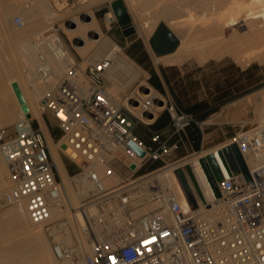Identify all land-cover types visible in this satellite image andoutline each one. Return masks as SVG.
<instances>
[{
	"label": "built area",
	"instance_id": "obj_1",
	"mask_svg": "<svg viewBox=\"0 0 264 264\" xmlns=\"http://www.w3.org/2000/svg\"><path fill=\"white\" fill-rule=\"evenodd\" d=\"M107 20L112 26L117 17L107 13ZM14 23L18 28L26 25L21 15L14 17ZM49 31L34 43L39 72L49 86L41 110L62 130L59 151L77 165L69 175L81 203L77 208L72 205L45 131L27 114L20 116L12 133L0 127V164L7 165L10 176L3 201L46 230L54 257L62 264H264V126L258 124L231 140L243 155L250 179L243 172L225 174L219 201L213 202L200 188L205 204L199 203L190 186L199 205L193 207L185 193L190 204L186 208L181 197L156 177L162 168L182 159L171 160L178 142L154 133L146 143L135 132L139 124L153 122L143 113L145 106L152 110L150 101H143L140 114L134 110L144 88L137 85L123 99L112 94L113 55L92 60L85 68L75 61L62 75L55 74L45 51L58 59L71 51L57 30ZM73 39L71 45L78 51L75 43L80 41ZM166 99L172 135L186 134L194 122L203 131L204 122ZM153 100L161 99L153 96ZM132 141L145 156L129 147ZM116 161L129 176L119 171ZM155 162L161 165L134 177ZM99 163L105 165L103 174L95 168ZM109 177L115 178L110 186ZM85 181L90 185L83 196ZM57 206L71 217L80 213L77 232L66 216L54 218Z\"/></svg>",
	"mask_w": 264,
	"mask_h": 264
},
{
	"label": "bare ground",
	"instance_id": "obj_2",
	"mask_svg": "<svg viewBox=\"0 0 264 264\" xmlns=\"http://www.w3.org/2000/svg\"><path fill=\"white\" fill-rule=\"evenodd\" d=\"M0 1V35L5 41L4 44H0V49L9 51L8 68L7 65L0 66V127L15 124L23 114L38 119L45 131L55 163L66 183L72 205L77 208L81 203V197L77 195L71 184L70 175L59 151V143L51 136L41 110V99L46 95L49 86L39 72L40 60L34 46L35 40L54 25L58 11L47 0H32L29 4L27 2L26 5L21 4L18 9L13 8L8 0ZM131 7L139 15L142 29L149 36L157 29L162 18L167 19L172 28L179 29L185 24L189 26L188 33L183 42L180 41L178 48L170 54L157 57L155 59L157 62L167 65L176 64L182 62L186 55L189 57L192 54L193 56L198 54L200 60L229 54L240 63H248L255 59L264 61V0H131ZM18 12H21L26 25L15 32L11 29L10 22ZM109 15H114L113 11H110ZM183 17L189 19L184 20ZM98 20L94 12L88 11L84 18L76 17L70 25H64V29L70 38L80 41L75 43V47L84 57L97 48L88 56L89 61L104 56L115 57L114 67L110 73V80L113 83L111 92L119 99L120 91L126 90L139 79L142 72L118 43L105 37ZM229 31H231L230 36H228ZM45 53L57 75H62L76 61L71 52L63 59L56 58L49 51ZM85 64H82L83 68ZM13 83H17L21 90L28 107L26 112L17 97ZM141 86L144 90H139L140 96L137 98L134 110L140 114L143 101H150L152 110L147 119L152 121L156 118L157 111L166 107L167 99L148 81H142ZM256 93L249 94L247 98L253 99ZM260 93L262 102L257 106L255 120L259 125L264 126V89ZM153 96L160 98L161 103L154 101ZM11 101L15 103L14 108L10 106ZM238 104L241 105V102L239 101ZM218 149L220 148L186 156L177 163L162 168L156 173V177L163 186L178 194L183 205L189 208L185 191L173 171L190 165L194 180L201 186L206 197L211 198L213 202L219 201L220 197L200 161L202 156L217 153ZM122 155L127 156L128 153L123 151ZM95 168L101 174L105 172V165L102 163ZM114 183V177L107 178L108 186ZM9 185V169L6 164L1 163L0 203H3V195ZM89 185V182L85 181L83 196L87 194ZM53 216L54 218L66 216L73 232H77L78 225L82 221L78 211L74 217H71L59 206L53 208ZM45 231L42 226L31 223L19 208L10 207L0 221V264H54V259L58 260L53 255L52 245L45 236ZM71 232L68 234L69 239Z\"/></svg>",
	"mask_w": 264,
	"mask_h": 264
},
{
	"label": "rangeland",
	"instance_id": "obj_3",
	"mask_svg": "<svg viewBox=\"0 0 264 264\" xmlns=\"http://www.w3.org/2000/svg\"><path fill=\"white\" fill-rule=\"evenodd\" d=\"M47 1L58 11L57 19L55 20L54 25L49 29V32L57 30L63 36L76 62L80 63L81 66L83 63H86V67L90 63L88 56L93 54L97 48H95L88 56L84 57L79 51L72 47L71 40L74 39L70 38L69 34L64 29V25H70L72 20H74L76 17L81 16L84 18L86 12L92 11L96 15L97 19H99L98 21L105 34V37H108L113 42L118 43L122 47L123 52L129 56V58L141 70V77L135 80L126 90L120 91L119 99H123L131 91H134L137 85H141L142 81H148L151 83L149 81L151 72L148 67H155L159 70L162 66H169V74L174 81L176 91L182 95L185 93L187 94V97H185L186 104L197 101H207L209 107L216 109V111L210 114L206 119L202 120V122H204L203 137L198 150L194 147V144L191 141L186 139L185 134L172 135L171 130L165 133L166 138L171 136V142H178V147L171 156V160L176 161L194 153H207L217 147L223 148L230 144L231 140L240 132L258 125L255 119L257 114V106L262 102L260 91L264 89V61L255 59L248 63H240V61H237L234 56L229 54L221 57H209L205 60H200L198 54H194V56L192 54L189 55V57L186 55L183 61L180 63L167 65L155 60L157 58L154 52L155 45L157 44V39L154 37L155 31L150 36L146 31V33L144 32L142 29V20L140 17H138L139 15L135 12V10L132 9L131 0H123L127 6V11L129 12L131 18V25L136 29V32L129 36L124 35L123 31L125 28L120 25L118 19L117 22H115L112 26L109 25L107 20V13L110 11H113L114 13L112 2L115 0H100L98 3L95 2L96 0ZM8 2L11 3L10 5H12L13 8L18 9V7L20 8L21 4H29L32 2V0H8ZM15 15L17 16L22 14L21 12H18ZM183 19L186 20L189 19V17H183ZM160 23H165L167 26H169V21L165 18H162L159 21V24ZM10 24L13 31L20 29L15 25L14 18ZM186 25L187 24L180 26L179 29L178 27L172 28L169 26L181 42H183L188 33L189 26L187 25L186 27ZM40 27H42V25ZM119 35H121V38ZM230 35L231 31L228 33V36ZM133 39H136V42L132 44L130 42ZM1 43L4 44L5 41L0 35V44ZM129 51H132V53H134L136 56L133 57ZM8 57L9 51L6 49H0L1 67L7 65L6 67L8 68ZM139 60H142L143 62H140ZM112 85L113 83L110 82V91ZM256 86L257 88L251 90L245 95L230 101H226L228 96H234L241 91L250 90ZM252 93H256L254 98L248 99L247 96ZM163 94L168 98V100L174 101V97L170 88L167 89V93ZM239 101L241 102V105L238 104ZM13 103L14 102L11 101L10 106L14 108L15 103ZM159 110L160 111L158 112V115L165 109L163 108ZM43 116L48 124V119H51L53 122V131L55 133L54 140L59 143V140L62 136V130L50 114L45 113ZM33 124L34 126H39V121L37 118L33 119ZM4 128H7L8 132L12 133L14 131V123L6 124ZM138 128L147 138L148 132L145 130V126L140 125ZM61 155L66 164L68 173L72 174L76 172L78 170L77 165L64 154L61 153ZM114 164L117 165V167H120L121 170L126 173V176H129L130 172L124 166H122L120 162L116 161ZM154 164H149L148 166L142 168L135 174L134 177L147 173L149 170L153 169L151 166H154ZM160 165L161 164H159V166ZM178 169H182V167ZM173 173L181 184L176 171H173ZM185 177L189 179L186 172ZM197 185L199 188H201L199 184ZM2 202L3 203H0V221L4 218L5 212L10 209V207L12 208V205L6 204L3 200ZM45 236L52 245L51 237L46 231ZM54 264L62 263L60 261H55L54 259Z\"/></svg>",
	"mask_w": 264,
	"mask_h": 264
},
{
	"label": "water",
	"instance_id": "obj_4",
	"mask_svg": "<svg viewBox=\"0 0 264 264\" xmlns=\"http://www.w3.org/2000/svg\"><path fill=\"white\" fill-rule=\"evenodd\" d=\"M112 8L117 19L119 20L120 25L125 28L123 31L124 35L129 36L135 33L136 29L131 25V18L129 12L127 11V6L125 5V2L123 0H115L112 2ZM154 37L157 39V44L154 48V52L157 57L174 52L180 44V39L165 23H160L158 25L157 29L154 32ZM13 87L19 101L22 104L23 110L25 112L28 111V107L25 103V100L18 84L13 83ZM132 94L133 91L129 93V95ZM159 102L161 103V100H159ZM143 113L144 116L149 117L150 109L145 106ZM27 115L28 117H30L29 114ZM156 118L153 120V122L156 120ZM63 147L65 148L66 145H63ZM129 147L135 150L139 154V156L143 157L146 154L145 150L133 141L129 143ZM200 161L203 164L204 169L218 197L221 196L219 183L224 180L225 174L227 176H232L233 172H243L246 178L250 179V173L244 161L243 155L240 153L238 145L235 142L218 149L217 153H208L207 155L202 156L200 158ZM131 168L135 169L136 164L132 163ZM185 172L188 175L189 179L185 177ZM176 174L181 181L182 187L188 197L190 204L193 207L198 206L199 203L205 204V199L201 193V189L196 184L190 167L185 166L182 169H177ZM190 186L195 190V192L199 196V203L192 198Z\"/></svg>",
	"mask_w": 264,
	"mask_h": 264
},
{
	"label": "trees",
	"instance_id": "obj_5",
	"mask_svg": "<svg viewBox=\"0 0 264 264\" xmlns=\"http://www.w3.org/2000/svg\"><path fill=\"white\" fill-rule=\"evenodd\" d=\"M129 53L135 57L136 55L134 53H132V51H129ZM140 62H143L142 60H139ZM150 72H151V77L149 78V81L151 82V84L158 89L161 92H165V87L162 83V80L160 79L159 75L151 68L148 67ZM169 70V68H162V73L163 76L173 94L174 97V103L175 105L178 107V109L180 111L192 114L195 118V120L197 121H202L204 119H206L210 114H212L214 111H216V109L209 107V104L207 101H197L194 103H185V97H187V94L185 93L184 95L178 93L176 91V87L175 84L172 85V77L170 76V74H168L166 71ZM257 88L254 87L250 90H246V91H241L240 93L235 94L234 96L230 95L226 98V101H230L232 99L235 98H239L243 95H245L246 93L250 92L251 90ZM171 123H172V119L170 116V113L167 110H164L163 112H161L158 117L156 118V120L154 122H152L149 125H144V124H139L136 129L142 125L145 126V130H147V138L142 134L141 136L137 135L146 143H150L151 142V135L154 133H162L165 129L171 127ZM135 129V132H136ZM186 139H189V141H191L194 144V147L198 150L200 148L201 145V141H202V137H203V131L201 130V128L194 122L192 123V125L188 128L187 133L185 134ZM173 143V142H172ZM154 164V163H153ZM156 164V165H155ZM154 166H151L154 168L158 167L159 164L158 162H155ZM152 170V169H151Z\"/></svg>",
	"mask_w": 264,
	"mask_h": 264
},
{
	"label": "crops",
	"instance_id": "obj_6",
	"mask_svg": "<svg viewBox=\"0 0 264 264\" xmlns=\"http://www.w3.org/2000/svg\"><path fill=\"white\" fill-rule=\"evenodd\" d=\"M114 35V34H113ZM119 37L121 38V35H119ZM127 42H128V39H127ZM136 42V39H133V40H131V42L130 43H135ZM158 75H159V77H160V79L162 80V83H163V85H164V87H165V92H162V93H167V89L169 88V86H168V84H167V82H166V80H165V78H164V76H163V73H162V68H169V66H162V67H160V69L158 70V69H156L155 67H151ZM168 74H169V70H167L166 71ZM150 77H151V75H150ZM149 77V78H150ZM172 85H174V81L172 80ZM170 101H172V102H174L173 100H170ZM49 120V124L47 123V121H46V124H47V126H48V129H49V131H50V134H52L51 136H53V138L55 137V133H54V131H53V122L51 121V119H48ZM171 130V127H169V128H167V129H165L161 134H162V136H165V133H167L168 131H170ZM136 133L138 134V135H142V131L139 129V128H137L136 129ZM55 139V138H54ZM187 140H189V139H187ZM118 169H119V171L124 175V176H126V173L125 172H123L122 170H121V168L120 167H118Z\"/></svg>",
	"mask_w": 264,
	"mask_h": 264
}]
</instances>
